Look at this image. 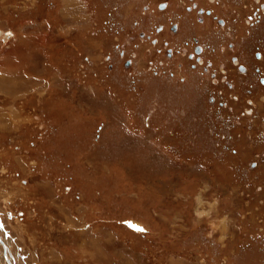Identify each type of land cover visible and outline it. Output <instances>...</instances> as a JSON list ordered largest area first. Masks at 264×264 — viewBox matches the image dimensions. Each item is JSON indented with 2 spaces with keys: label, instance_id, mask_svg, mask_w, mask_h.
Wrapping results in <instances>:
<instances>
[{
  "label": "rangeland",
  "instance_id": "374dc122",
  "mask_svg": "<svg viewBox=\"0 0 264 264\" xmlns=\"http://www.w3.org/2000/svg\"><path fill=\"white\" fill-rule=\"evenodd\" d=\"M160 2L0 0V237L14 264H264L262 39ZM193 38L215 77L177 53Z\"/></svg>",
  "mask_w": 264,
  "mask_h": 264
},
{
  "label": "flooded vegetation",
  "instance_id": "af4514ba",
  "mask_svg": "<svg viewBox=\"0 0 264 264\" xmlns=\"http://www.w3.org/2000/svg\"><path fill=\"white\" fill-rule=\"evenodd\" d=\"M154 1V0H151ZM171 0H168L170 2ZM234 2L236 8L234 10H230V0H178V7H182L181 9L184 11L185 14H193L195 16V22L200 25L202 28L206 30V20L211 19L214 21L216 25V31H224L223 36L228 37H234L237 32L236 39H239L240 37L245 38V41L253 40L255 41L256 38L262 39L263 45L260 42V45H262V49H264V0H231ZM168 2H160L156 5V11L158 13L160 12H166L169 8ZM151 8L149 5H144L142 7V10L147 12ZM181 22V20H180ZM179 26L180 24L174 20L170 23V33L171 35H176L179 32ZM243 29V30H242ZM163 30V26L158 25L155 27V31L157 32L156 35H160V32ZM235 30V31H234ZM246 30H250L247 34L245 33ZM241 31V32H240ZM239 33H244L245 35H239ZM155 36V35H154ZM138 41L142 43H146L147 41H150L151 45L153 47H157L159 44L158 39L155 37L150 36L146 33H139L137 35ZM223 40V39H221ZM246 42V43H247ZM258 42V41H257ZM164 45L166 46V58L168 60L173 59V52L174 49L168 48L169 43L165 42ZM227 49L230 52H235L233 42L227 43ZM177 53L182 57H186L188 60L194 62L193 68L202 67V70H204V73L211 75L212 77H215V74H212L210 71V68L212 66V63L206 59L204 54L206 51L210 48L209 45L201 44V41L197 38H193L190 42H185L178 46ZM257 48V47H255ZM260 48L256 49L253 52V59L256 62V60L260 63L264 62V54L259 50ZM124 52L120 51V55L122 57ZM247 61L250 62V60L242 61L241 58H238V56H231L230 57V63L236 67L237 72L241 76L250 75L249 72L252 71V64H249ZM246 63H248L246 65ZM251 63V62H250ZM126 65H129V62H126ZM254 73L259 76V84L260 86H264V71L263 68L260 66H255ZM227 72L222 71L223 74V82L229 87L233 88L234 83L232 81L228 80ZM263 76V77H262ZM222 105V104H221ZM253 114V111L250 113V115Z\"/></svg>",
  "mask_w": 264,
  "mask_h": 264
},
{
  "label": "bare ground",
  "instance_id": "6f19581e",
  "mask_svg": "<svg viewBox=\"0 0 264 264\" xmlns=\"http://www.w3.org/2000/svg\"><path fill=\"white\" fill-rule=\"evenodd\" d=\"M0 34H1V33H0ZM1 81H2V80H1ZM8 82H9V81H6L5 85H2V87H3V89H2L3 92H6L7 94H10V93H12V92L14 93L13 90H12V91H10V90H6V89H8V88L10 87V85L8 84ZM2 84H3V83H2ZM14 88H15V87H14ZM13 93H12V94H13ZM5 116H6V115H4V114L1 115L2 118L0 117V120H2ZM6 120H7V119H6ZM4 121H5V120H2V122H4ZM8 121H10V120H8ZM3 124H4V123H3ZM3 124H2V125H3ZM6 124H8V122H6ZM2 125H1V126H2ZM1 126H0V127H1ZM7 126H10V125H7ZM8 128H9V127H8ZM0 242H1V244H3V247L6 246L5 248H7L6 250L4 249V251H3V252H4V256H5V258H7L6 260H8V263H9V264H14V263H13V262H14L13 260H11V261L9 260L10 253H8V251H9V250H8V249H9L8 247H9V246L7 245V242H5L4 240H2L1 237H0ZM0 247H1V246H0ZM82 247H83V246H82Z\"/></svg>",
  "mask_w": 264,
  "mask_h": 264
},
{
  "label": "crops",
  "instance_id": "0c3cea01",
  "mask_svg": "<svg viewBox=\"0 0 264 264\" xmlns=\"http://www.w3.org/2000/svg\"><path fill=\"white\" fill-rule=\"evenodd\" d=\"M10 36V35H9ZM22 42H24V41H22ZM30 53H33L32 52V48H31V51H30ZM32 55V54H31ZM28 81H30V79L28 80ZM6 90H10V91H12L13 90V88H11V87H9L8 89H6ZM15 93V92H14ZM16 93H17V91H16ZM2 118V117H1ZM7 119V120H6ZM2 120H5L4 122H2L1 124H0V126L4 129L7 125H10V121H8L9 119H8V116L6 115ZM6 122H8V124H6ZM0 127V128H1Z\"/></svg>",
  "mask_w": 264,
  "mask_h": 264
}]
</instances>
